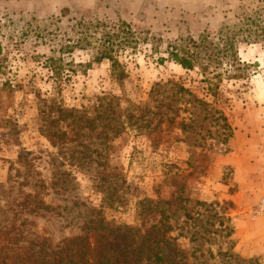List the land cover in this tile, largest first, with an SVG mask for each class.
Here are the masks:
<instances>
[{"label": "rangeland", "instance_id": "rangeland-1", "mask_svg": "<svg viewBox=\"0 0 264 264\" xmlns=\"http://www.w3.org/2000/svg\"><path fill=\"white\" fill-rule=\"evenodd\" d=\"M120 22L139 43L117 56L122 79L107 61L93 63L87 50L65 54L76 72L54 79L48 59L82 25ZM203 36L241 64L230 75L240 77L208 74L217 85L211 92L197 69L158 63L168 46ZM0 41V229L23 225V243L45 233L55 245L79 234L97 211L117 225L136 227L140 201L169 198L175 176L183 178L193 202H228L218 189L234 185L227 160L235 152L244 157V136L256 141L261 132L264 146V128L255 129L264 124V0H0ZM89 62V68L78 67ZM168 81L182 83L208 105L166 110L171 94L152 89ZM175 111L176 123L193 114L201 128L182 134L165 118L159 121L160 114ZM218 115L228 128L215 120ZM59 130L67 134L63 143ZM105 174L117 185L104 182ZM33 196L49 209L30 213L24 203L33 205ZM186 208L194 220L179 212L170 236L187 264H264L261 256H244V226L236 230L231 210ZM236 216L244 219V208Z\"/></svg>", "mask_w": 264, "mask_h": 264}, {"label": "trees", "instance_id": "trees-1", "mask_svg": "<svg viewBox=\"0 0 264 264\" xmlns=\"http://www.w3.org/2000/svg\"><path fill=\"white\" fill-rule=\"evenodd\" d=\"M138 44L136 33L124 22L82 25V28L75 32L74 38L61 44L57 56L48 59V67L54 79L62 81V77L67 76L68 73L76 72V65L73 62L65 63L63 58L65 54H72L75 50H87L92 53L93 63L100 64L107 61L113 73L116 72L117 77L122 79L124 73L120 69L117 56L126 49H136ZM2 52L3 47L0 41V56ZM164 61L172 62L185 71L196 69L200 71L201 82L206 85L208 92L217 88V85L212 84L211 79L208 78L210 73H214L215 78H220L218 73L222 70L226 79L240 77L234 74L230 76L231 73L241 69L236 54H229L225 46L209 41L207 36H203L199 41L188 39L181 45L168 46L166 58H160L158 63L163 64ZM90 66L89 62L86 65L79 64L78 67L89 68ZM152 92L171 94L169 101L163 103L166 110H172L173 105L177 104H181L184 107L183 110L193 106L204 108L208 105V102L199 99L190 89L178 82L168 81L156 84ZM162 105L156 109L159 110ZM58 111L61 115L65 114L61 108H58ZM155 115L159 114L155 113L153 116ZM177 117V112L172 116L160 114L159 121L165 118L169 126L175 125L182 134L195 133L201 128L200 125H196L197 120L193 114L190 118L181 119L178 123L175 122ZM215 120L224 122L223 125L228 128L224 116L218 115ZM66 136L65 132L59 130L57 140L63 143ZM56 143L53 142V146ZM168 169L172 170L173 166L169 165ZM109 177L115 179L111 180ZM180 178L172 177L171 183L175 190L169 198L158 200L145 198L140 201L142 208L138 213L140 220L136 227L117 225L113 220H106L97 211L94 218L83 224L79 234L65 238L55 245L45 233L27 238L26 243H23V225H20L18 229H15L14 224L3 227L0 229V264H187L184 250L176 244V238L170 236L174 231L171 219L182 211L186 220H194L186 210L187 205L192 203L199 207H217L224 214L233 208V204L229 201L209 205L200 201L193 202L185 196L186 187L183 178L182 180ZM103 179L110 186L117 185V178L112 174H105ZM28 197L31 198V196ZM32 198L33 205L24 203L25 207H29L30 213L37 214L40 209H49L36 196ZM196 214L200 216L199 212ZM218 216V212L214 211L218 224L223 225V219ZM90 233L94 234L92 240L89 237ZM178 236L182 235L178 234ZM227 236H230V232Z\"/></svg>", "mask_w": 264, "mask_h": 264}, {"label": "crops", "instance_id": "crops-1", "mask_svg": "<svg viewBox=\"0 0 264 264\" xmlns=\"http://www.w3.org/2000/svg\"><path fill=\"white\" fill-rule=\"evenodd\" d=\"M261 128H264L262 121L255 125L256 130ZM260 137H257V140ZM257 140L244 136V157L235 152L226 162L234 170V185L218 186V189L227 193L222 198L233 204L231 214H234L237 219L236 230L244 226V256L264 258V220L251 218L252 208L260 200L264 185V146H261L262 144ZM260 146L262 150H256V147L258 149ZM230 187L235 189L231 193ZM242 208H244V219L236 216V212ZM236 232L239 234L238 231Z\"/></svg>", "mask_w": 264, "mask_h": 264}, {"label": "built area", "instance_id": "built-area-1", "mask_svg": "<svg viewBox=\"0 0 264 264\" xmlns=\"http://www.w3.org/2000/svg\"><path fill=\"white\" fill-rule=\"evenodd\" d=\"M252 217L253 219L261 218L264 220V185L262 187L261 198L258 201L255 209L253 210Z\"/></svg>", "mask_w": 264, "mask_h": 264}]
</instances>
